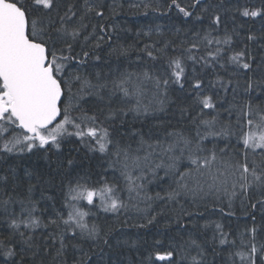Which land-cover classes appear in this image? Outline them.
I'll list each match as a JSON object with an SVG mask.
<instances>
[{
    "label": "snow or ice",
    "instance_id": "1",
    "mask_svg": "<svg viewBox=\"0 0 264 264\" xmlns=\"http://www.w3.org/2000/svg\"><path fill=\"white\" fill-rule=\"evenodd\" d=\"M128 7L145 16L175 11L188 27H175L173 39L156 24L137 32L151 41L143 47H112L116 26L110 30L101 21L109 19L106 8L118 14L119 0H0V159L34 154L49 165L48 173L26 171V180L14 170L0 176V264H125L128 250L137 255L126 264H217L216 257H223L220 264H264V107L250 99L254 90L264 92V54L257 58L233 41L239 27L257 18L264 39V0L233 7L225 0H140ZM226 13L235 26L220 35ZM237 16L244 18L239 25ZM205 19L207 28H198ZM246 38L258 39L251 30ZM105 43L110 54L128 57L136 50L148 60L138 56L131 71H96L90 61L101 59L95 50ZM160 60L166 61L160 67L148 63ZM188 61L212 70L215 79L207 87L218 89L217 97L230 90L235 101L243 80L248 99L225 109L227 122L205 91L204 77L187 76ZM172 85L189 94L178 123L190 124L194 135L171 122L172 130L164 128V138L155 142L151 132L145 138L141 130L120 131L117 122L123 126L129 113L137 119L165 112ZM125 138L135 139L136 147L122 143ZM68 144L85 159L99 160L100 170L78 167L77 157L62 151ZM57 177L59 207L53 202V214L45 218L49 206L42 202L55 200L45 193ZM152 184L161 187L154 195ZM237 201L252 222L238 234L219 221L195 219L204 215L201 207L233 216ZM100 212L123 225L132 219L128 226L137 229L159 224L157 217L171 212L164 227L175 235L166 245L157 237H114L115 224Z\"/></svg>",
    "mask_w": 264,
    "mask_h": 264
},
{
    "label": "trees",
    "instance_id": "2",
    "mask_svg": "<svg viewBox=\"0 0 264 264\" xmlns=\"http://www.w3.org/2000/svg\"><path fill=\"white\" fill-rule=\"evenodd\" d=\"M107 4H112L113 0H105ZM120 3L123 4V8L118 10V14L112 15L108 12V9H105L106 14L109 16V19L101 21L102 23H105L109 26V29H112V26H116V31L113 34L112 40V47L116 46H123V47H129V46H135V48L143 47V44L147 42H151L148 40L147 37H141L137 38V32H140L142 29L147 30L149 27H155L156 24H160L162 26V30L167 33L169 38L175 39L176 37L172 36V32L175 31V27H188V25H182L180 23V19L177 18V15L175 11H173L169 16H161L159 13L151 12L149 11L147 16L143 14V11L137 12L135 9H130L128 7L130 2L139 3L140 0H119ZM163 2V0H161ZM209 2L217 3L219 0H209ZM237 3L239 4H245V3H255L259 4V0H225V4L233 7ZM231 13L225 14V19L227 21L226 24L221 25L219 34L222 35L225 27L230 31L232 27L235 25L233 24V21L230 19H227L228 16H230ZM182 19V18H181ZM244 18L237 16L236 17V25H239L241 22H243ZM209 21L205 19L202 24H198L197 27H203L207 28ZM171 29V31H169ZM255 32L257 34L258 39L256 41H248L247 35L249 34V31ZM88 31H91V26L89 27ZM261 31V22L259 18L253 23L249 21L244 25V27H239L238 32L239 35L234 36V46L237 49L244 48L246 45L248 46L249 50H251L254 54L257 55V58H259L260 55L264 54V39L259 38ZM182 38V36H181ZM153 39H156L155 35L153 36ZM92 43H95V40H92ZM168 51L171 53L173 51L172 48H169ZM177 52L180 51V49H176ZM95 53L101 57L99 61L95 59V55L93 56L90 63L95 64L96 71H102L104 74H110L117 69L123 70L127 68L128 70H135L138 67L137 57L142 56L144 60H148L147 56L143 53H139L136 50H132L129 53L128 57L123 56H116L115 54L111 53V47L108 43H105L102 45L101 48L96 49ZM149 65H155L156 67H160L161 65L165 64L166 61L160 60L156 62L148 61ZM187 76L189 79L193 77V75H200L204 77V84L206 86L205 91L207 94L213 95L214 100L217 102V106L220 109V115L221 119H223L225 122L229 119L228 113L225 111V109L229 108L231 104H242L245 102L246 99H248V95L243 92V80H241V88L236 96L235 101L233 100V94L229 90L228 93L220 92V95L217 97L214 94L218 91V89L209 88L208 81L215 79V74L212 72L211 69H203L202 65L197 63L195 65L192 64L191 61L187 62ZM218 73L221 76H225L227 78V74L220 69H217ZM186 88H188V85H185ZM171 97L170 103L166 107L165 112H155L152 114H149L147 117L143 118H137L133 119V113H129L127 117H125V123L123 126L117 122V127L120 129V131L125 130H141L145 134V138L148 137L149 132H151V135L153 137V142L158 139L164 138V128H168V130H172V127L169 125L168 122H171L172 126L176 127H184L185 129H191L192 134L194 135V128L190 124L187 123H178L181 120L180 116V107L186 106L189 103H191L190 99L188 98L189 94L187 91H182L178 88L176 85L171 86V91L169 93ZM151 99V92H148L147 96L145 97L144 103L147 104L148 101ZM251 102L253 105H258L260 107H264V92H261L259 89L254 90L251 93L250 96ZM223 101V103H221ZM118 103V97H113V106H115ZM231 119L235 120V115L231 117ZM122 143H132L133 147H136L135 139L129 141L126 138L121 141ZM221 142V146H222ZM211 145L209 144V147ZM63 153L65 155L71 154L75 155L77 157V160L79 161L78 167H88L89 165L94 169L99 171L100 169L97 168V165L101 162L99 160H87L83 156V152L80 154H77L73 151V145H65L62 149ZM55 159V157H53ZM15 171L16 177L26 180L27 177L25 176V172H33V173H48L49 172V165L47 161L44 159L42 155H34V154H27L23 157L16 158V157H9L7 159H0V176H5L6 174L11 176L12 171ZM162 174V173H161ZM59 184V178L57 177L55 181L53 182L52 186L46 191L45 195L52 196L55 198L54 201H43V205L49 206V212L45 214V218L47 216L52 215L51 212V204L53 202L56 203V206L59 207V190L57 185ZM161 187L158 184H152L150 185V193L155 194L156 191H160ZM36 198L39 199V192L36 193ZM183 203V201H182ZM186 206L190 207V205ZM161 204L160 202H157L156 205H154L155 211H160ZM225 211L228 210L227 202H225L222 206ZM200 211L204 213L203 216H196L195 219L198 221V223H204L205 219L212 220V221H219L221 224L225 226L226 231H231L233 234H238L239 232H242L245 223L247 222V225L251 226V219L248 217L241 209V206L239 202H235L232 208V211L235 213L233 216H227L224 215L222 212L215 211L211 207H209L208 210H205L203 207L200 208ZM100 217H107L109 223L115 224L116 231L113 233L114 237H121V238H130L133 240L136 239H147L149 242L153 240V237L160 238L164 241L165 245L167 244L168 237L171 235H175V232L173 229H166L164 227V224L167 223L168 216H171L172 213L169 212L167 215H159L157 218L159 220V224H153L149 225L147 228L143 229H137L129 227L133 220H128V225H123L120 222H117L115 220V217H113L111 214H105L103 212L99 213ZM130 217H135L134 212H130L127 214ZM257 216V223H260V214L259 212L256 213ZM121 221L125 219L124 216H121ZM142 222V221H137ZM103 223V221H102ZM45 231H54L53 228H49ZM123 234V236L121 235ZM162 234V235H158ZM209 238L211 237V232H209ZM113 243H115V240H113ZM136 251L135 250H128L125 254V264L127 260H135L136 259ZM209 259H212L211 256H209ZM223 260V257H216L217 264H220V262Z\"/></svg>",
    "mask_w": 264,
    "mask_h": 264
},
{
    "label": "rangeland",
    "instance_id": "3",
    "mask_svg": "<svg viewBox=\"0 0 264 264\" xmlns=\"http://www.w3.org/2000/svg\"><path fill=\"white\" fill-rule=\"evenodd\" d=\"M149 191H150V186H149ZM100 216V215H99ZM101 223H102V221H101Z\"/></svg>",
    "mask_w": 264,
    "mask_h": 264
}]
</instances>
